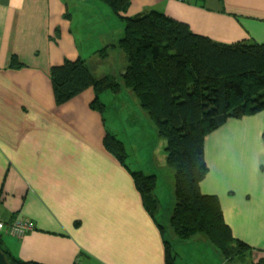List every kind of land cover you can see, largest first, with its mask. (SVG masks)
Listing matches in <instances>:
<instances>
[{"label": "crops", "instance_id": "1", "mask_svg": "<svg viewBox=\"0 0 264 264\" xmlns=\"http://www.w3.org/2000/svg\"><path fill=\"white\" fill-rule=\"evenodd\" d=\"M148 11L183 22L193 34L216 43L264 44V0H130L125 15ZM56 29L59 39L52 42ZM123 30V23L98 0H0V221L21 218L34 227L22 238L0 233L3 248L17 259L164 264L160 233L130 174L102 146L105 122L96 116L97 125L87 130L83 124L92 91L56 108L48 78L51 66L78 57L96 78L122 76L123 54L116 53L120 64L113 72H103L99 52L105 50L107 59L116 52ZM13 56L22 69H7ZM106 131L125 147L116 131ZM263 134L264 110L230 119L207 135L208 172L200 183L201 194L217 197L232 237L250 247L252 264H260L264 253ZM164 196L168 213L160 198L162 225L169 224L174 202L171 183ZM175 238L168 239L177 264H228L204 237Z\"/></svg>", "mask_w": 264, "mask_h": 264}, {"label": "trees", "instance_id": "2", "mask_svg": "<svg viewBox=\"0 0 264 264\" xmlns=\"http://www.w3.org/2000/svg\"><path fill=\"white\" fill-rule=\"evenodd\" d=\"M98 1L123 23V36L115 45L126 62L122 82L108 76L94 77L80 57L65 59L49 69L55 107L91 90L89 108L100 114L104 123L105 105L100 96L129 89L153 122L157 136L165 142V163L174 175V202L169 209L173 234L181 242L201 235L229 260L250 257V247L232 237L217 197L201 194L200 183L208 172L206 136L230 119L254 116L264 110V44L216 43L193 34L187 24L163 13L126 16L130 0ZM58 39L56 29L50 40ZM22 68L15 56L7 67ZM102 146L130 174L144 211L160 233L164 264H177L165 228L157 220L160 205L155 196L156 176L131 171L123 143L108 131ZM0 252L8 264H35L13 257L3 248L1 239Z\"/></svg>", "mask_w": 264, "mask_h": 264}, {"label": "rangeland", "instance_id": "3", "mask_svg": "<svg viewBox=\"0 0 264 264\" xmlns=\"http://www.w3.org/2000/svg\"><path fill=\"white\" fill-rule=\"evenodd\" d=\"M77 47L80 51H85L84 46L80 44L79 41H77ZM116 53L122 52L117 49V51L113 52L108 59L105 57V55L99 58L100 60L104 61L100 64V68L103 72H113L114 66L116 67L117 64H120V60H118V56L116 55ZM94 70L98 72L99 69L94 68ZM110 78H114V80H117L119 83L122 82V77L119 75V73H116L115 76H111ZM76 99L77 98H75L73 101H75ZM100 99L105 105L103 118L106 129L104 130L106 131L107 129H109L111 132L112 130L116 131L117 136L120 139L122 138L128 155V165H131L135 170L146 172V175L157 176L155 196L158 199V202H160L161 198L162 204H164V213H168V205L166 204V202L168 201L165 199L164 190L167 189L170 183L171 186L174 185V175L172 170L165 163L164 140L157 136L153 122L148 117L146 112L142 108H140L136 97L129 89L124 87L122 88L121 92L116 95L110 92H105L100 96ZM78 102L81 103L80 100H78ZM90 102L91 101L86 102L85 107L88 111H85L82 116L85 121L83 122V124L85 125L87 130L89 128H92L93 125L98 124L97 122H95V120L92 119V117H94V119L96 118V116L101 117L100 114L92 111L89 108ZM43 114L45 115V118L47 120L51 115L49 110H47V112L45 111ZM80 122L82 123V119L80 120ZM68 125L70 128H72L71 124L68 123ZM73 133L76 134V132ZM121 135L124 137H121ZM162 164L164 165L161 166ZM134 169H132V171H134ZM157 218L158 222H160V211ZM163 225L167 237L176 239L171 228L169 227V224L166 223ZM197 236L202 237L201 235ZM228 264L252 263L250 257H236L232 260H229ZM260 264H262V258Z\"/></svg>", "mask_w": 264, "mask_h": 264}, {"label": "built area", "instance_id": "4", "mask_svg": "<svg viewBox=\"0 0 264 264\" xmlns=\"http://www.w3.org/2000/svg\"><path fill=\"white\" fill-rule=\"evenodd\" d=\"M33 229V224L29 220H23L21 218H16L7 224L0 221V233L5 231L16 238H22ZM262 264H264V254L262 256Z\"/></svg>", "mask_w": 264, "mask_h": 264}, {"label": "water", "instance_id": "5", "mask_svg": "<svg viewBox=\"0 0 264 264\" xmlns=\"http://www.w3.org/2000/svg\"><path fill=\"white\" fill-rule=\"evenodd\" d=\"M0 264H8V262L5 260L4 255L0 252Z\"/></svg>", "mask_w": 264, "mask_h": 264}]
</instances>
